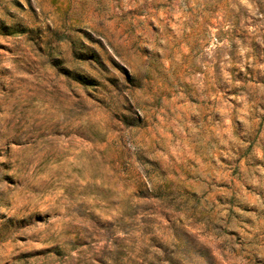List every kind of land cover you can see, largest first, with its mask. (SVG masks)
Instances as JSON below:
<instances>
[{
	"label": "rangeland",
	"instance_id": "374dc122",
	"mask_svg": "<svg viewBox=\"0 0 264 264\" xmlns=\"http://www.w3.org/2000/svg\"><path fill=\"white\" fill-rule=\"evenodd\" d=\"M0 264H264V0H0Z\"/></svg>",
	"mask_w": 264,
	"mask_h": 264
},
{
	"label": "trees",
	"instance_id": "16d2710c",
	"mask_svg": "<svg viewBox=\"0 0 264 264\" xmlns=\"http://www.w3.org/2000/svg\"><path fill=\"white\" fill-rule=\"evenodd\" d=\"M170 195V194H169ZM169 195L167 197H169Z\"/></svg>",
	"mask_w": 264,
	"mask_h": 264
}]
</instances>
